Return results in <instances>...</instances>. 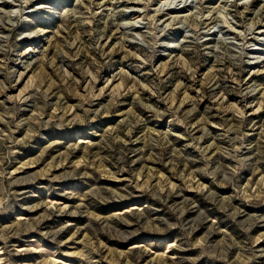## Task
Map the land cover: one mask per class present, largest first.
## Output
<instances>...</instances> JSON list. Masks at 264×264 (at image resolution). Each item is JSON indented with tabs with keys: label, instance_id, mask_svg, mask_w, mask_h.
Wrapping results in <instances>:
<instances>
[{
	"label": "rangeland",
	"instance_id": "1",
	"mask_svg": "<svg viewBox=\"0 0 264 264\" xmlns=\"http://www.w3.org/2000/svg\"><path fill=\"white\" fill-rule=\"evenodd\" d=\"M0 264H264V0H0Z\"/></svg>",
	"mask_w": 264,
	"mask_h": 264
}]
</instances>
